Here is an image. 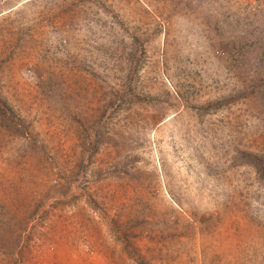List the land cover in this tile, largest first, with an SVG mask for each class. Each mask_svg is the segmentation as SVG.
<instances>
[{
  "label": "rangeland",
  "instance_id": "rangeland-1",
  "mask_svg": "<svg viewBox=\"0 0 264 264\" xmlns=\"http://www.w3.org/2000/svg\"><path fill=\"white\" fill-rule=\"evenodd\" d=\"M0 264H264V0H0Z\"/></svg>",
  "mask_w": 264,
  "mask_h": 264
}]
</instances>
